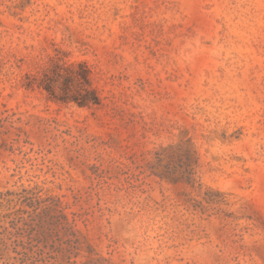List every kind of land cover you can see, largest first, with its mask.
<instances>
[{"label":"rangeland","instance_id":"374dc122","mask_svg":"<svg viewBox=\"0 0 264 264\" xmlns=\"http://www.w3.org/2000/svg\"><path fill=\"white\" fill-rule=\"evenodd\" d=\"M0 264H264V0H0Z\"/></svg>","mask_w":264,"mask_h":264},{"label":"trees","instance_id":"16d2710c","mask_svg":"<svg viewBox=\"0 0 264 264\" xmlns=\"http://www.w3.org/2000/svg\"><path fill=\"white\" fill-rule=\"evenodd\" d=\"M84 69H85L84 70L85 73L83 74L82 77L85 80V82L87 84H89V78L87 76L88 70L86 68H84ZM51 71H54V72H52L54 74L53 76L57 77V78H61L62 76H65V74H63V73L67 72V70H63L62 68L56 66L55 70H53V68H51L47 72L48 75H45L46 79L49 77ZM43 83H44L45 89L50 93V95H52V97H54L55 100H58V98H57L58 96L55 95L54 83L47 82V81L43 82ZM33 85H34L33 82H27V84H24L26 89L33 88ZM40 87H42V84H40ZM88 93H91L92 98H89V96H87V94H86L81 99L76 100L80 107H86V106H89L91 104H93V105L99 104V99H98L97 95L92 91L91 92L89 91ZM60 100L64 101L63 98H61V97H60ZM181 149H182L181 146L178 147V150H181ZM157 175H159L161 178H166V179H169L170 181H174L176 183L185 182L187 184H190L193 181L192 180V177L194 175L193 166L190 164H185L184 166L180 167L179 169L173 168L170 170H166L165 172H160V174H157Z\"/></svg>","mask_w":264,"mask_h":264}]
</instances>
